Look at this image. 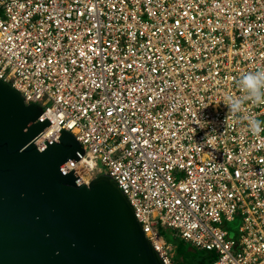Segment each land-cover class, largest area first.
Wrapping results in <instances>:
<instances>
[{"label": "built area", "instance_id": "obj_1", "mask_svg": "<svg viewBox=\"0 0 264 264\" xmlns=\"http://www.w3.org/2000/svg\"><path fill=\"white\" fill-rule=\"evenodd\" d=\"M257 70L264 0H0V79L51 123L36 146L70 131L84 155L65 167L112 177L165 264L160 228L264 264V96L223 102Z\"/></svg>", "mask_w": 264, "mask_h": 264}, {"label": "water", "instance_id": "obj_2", "mask_svg": "<svg viewBox=\"0 0 264 264\" xmlns=\"http://www.w3.org/2000/svg\"><path fill=\"white\" fill-rule=\"evenodd\" d=\"M42 114L0 79V264H165L112 177L65 167L84 155L70 131L36 146Z\"/></svg>", "mask_w": 264, "mask_h": 264}, {"label": "clouds", "instance_id": "obj_3", "mask_svg": "<svg viewBox=\"0 0 264 264\" xmlns=\"http://www.w3.org/2000/svg\"><path fill=\"white\" fill-rule=\"evenodd\" d=\"M238 86L242 95L240 97L226 96L223 101L228 108V113L234 116L242 112V101L244 99L258 101L264 96V70L246 72L239 78ZM243 118L247 120L252 134H258L262 130L259 120L248 116Z\"/></svg>", "mask_w": 264, "mask_h": 264}, {"label": "trees", "instance_id": "obj_4", "mask_svg": "<svg viewBox=\"0 0 264 264\" xmlns=\"http://www.w3.org/2000/svg\"><path fill=\"white\" fill-rule=\"evenodd\" d=\"M168 230L170 229L160 228L159 233L172 245L173 250L170 257L174 264H199V262L201 264H212L216 257L213 252L198 250L180 238L170 240L171 233H168ZM170 231L173 232L172 230Z\"/></svg>", "mask_w": 264, "mask_h": 264}, {"label": "rangeland", "instance_id": "obj_5", "mask_svg": "<svg viewBox=\"0 0 264 264\" xmlns=\"http://www.w3.org/2000/svg\"><path fill=\"white\" fill-rule=\"evenodd\" d=\"M89 174L87 173V177H86V181L85 182H83V183H88V182H90L94 177H97L98 175H100V174H95V176H93L92 175V178L90 179L89 178V176H88ZM238 225H239V220L237 219L235 222H233L232 223V226H234V227H238ZM168 233H171L170 235H171V237H170V240H172L173 238L176 240V238H178L173 232H171L170 230H168L167 231ZM173 235V236H172ZM171 248H172V245H171ZM173 250V249H172ZM172 250H171V252H172ZM199 264H201V262H199Z\"/></svg>", "mask_w": 264, "mask_h": 264}, {"label": "bare ground", "instance_id": "obj_6", "mask_svg": "<svg viewBox=\"0 0 264 264\" xmlns=\"http://www.w3.org/2000/svg\"><path fill=\"white\" fill-rule=\"evenodd\" d=\"M87 168H88V166L85 167V169H87ZM78 176L82 180V182H85L86 177H87V172L79 171Z\"/></svg>", "mask_w": 264, "mask_h": 264}]
</instances>
